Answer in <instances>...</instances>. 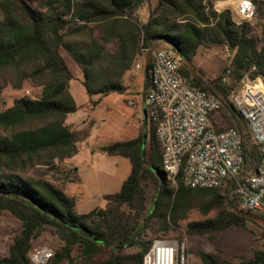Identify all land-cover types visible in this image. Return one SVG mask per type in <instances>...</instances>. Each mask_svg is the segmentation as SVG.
<instances>
[{
    "label": "trees",
    "instance_id": "trees-1",
    "mask_svg": "<svg viewBox=\"0 0 264 264\" xmlns=\"http://www.w3.org/2000/svg\"><path fill=\"white\" fill-rule=\"evenodd\" d=\"M216 1L0 0V88L7 82L21 90L30 82L40 89L0 111V212L21 223L0 264H30L33 241L46 229L59 242L49 264H142L153 242L172 234L179 242L187 236L213 240L253 220L264 232V212L242 209L231 179L218 188L192 189L179 179L174 185L163 172L157 122L148 119L144 104L149 73L142 93L144 130L107 146L109 155L128 159L131 170L119 192L103 196L104 208L78 213L76 197L65 188L26 172L78 152L80 132L66 122L79 109L69 90L74 76L61 50L80 70L95 109L104 96L126 92L124 77L142 53L165 48L179 59L187 81L218 99L220 107L211 115L213 123L216 115L222 119L216 129L237 132L244 157L239 178L254 174L263 156L229 97L244 74L264 77V0H252L260 37L250 23L234 22L228 9L217 13ZM144 5L148 14L141 17ZM201 49L228 54L213 78L196 64ZM193 211L203 219L186 222ZM194 254L201 264H264V250L236 263L217 253Z\"/></svg>",
    "mask_w": 264,
    "mask_h": 264
},
{
    "label": "built area",
    "instance_id": "built-area-1",
    "mask_svg": "<svg viewBox=\"0 0 264 264\" xmlns=\"http://www.w3.org/2000/svg\"><path fill=\"white\" fill-rule=\"evenodd\" d=\"M213 8L217 13L228 9L236 23L252 25L256 21L252 0H220ZM179 67V59L165 48L153 52L148 67L151 89L144 104L148 119L157 122L156 141L162 152L163 172L174 185L179 179L192 189L218 188L231 179L240 207L264 212V77L244 74L229 97L263 156L254 174L239 178L244 157L237 132L216 129L211 115L220 107L218 99L193 86L180 74ZM134 68L142 70L141 63L136 62ZM126 102L135 105L132 99ZM53 256V249L38 246L29 252L28 259L30 264H49ZM142 264L188 261L183 245L157 240Z\"/></svg>",
    "mask_w": 264,
    "mask_h": 264
},
{
    "label": "rangeland",
    "instance_id": "rangeland-1",
    "mask_svg": "<svg viewBox=\"0 0 264 264\" xmlns=\"http://www.w3.org/2000/svg\"><path fill=\"white\" fill-rule=\"evenodd\" d=\"M138 13L141 17H146L147 7L144 5ZM252 25L255 26V35L260 37V25L256 21ZM155 50L156 48L144 52L142 56L150 57ZM61 54L74 76L69 83V90L79 109L69 114L66 122L71 130L80 132L78 152L72 158L63 161L54 160L51 165L29 167L26 172L30 176L43 177L65 188L64 192L67 195L76 197V211L88 213L96 208H104L103 196L119 192L130 173L129 160L119 155H109L107 146L133 139L138 136L140 129L144 130L147 119L142 100L145 68L140 71L135 70L134 65L140 58L138 57L132 69L124 77L126 92L110 93L101 99L95 109H92L89 104L90 98L80 83V70L65 51L61 50ZM227 55L217 49H201L195 61L208 77L213 78L218 74ZM2 80L3 78H0V82ZM39 91L40 89L32 87L30 82H24L21 90L13 89L6 82L0 88V111L10 107L15 98L34 97ZM128 99L134 100L135 105L127 104ZM221 120L217 115L214 117L215 124L221 123ZM105 147L106 151L103 150ZM74 177L79 179L78 182L70 183V178ZM201 219L203 216L193 211L186 222ZM20 230L21 223L16 218L7 211L0 212V258L7 255L14 237ZM157 240L175 241L180 246L183 245L188 264H201L200 259L194 254L195 251L217 253L222 258L236 263L250 258L256 250H264L263 226L256 220L247 221L244 227L231 226L218 232L213 240L207 236H187L179 242L175 234L157 238L155 241ZM58 245V240L49 229L33 241L34 248L48 246L55 250Z\"/></svg>",
    "mask_w": 264,
    "mask_h": 264
},
{
    "label": "crops",
    "instance_id": "crops-1",
    "mask_svg": "<svg viewBox=\"0 0 264 264\" xmlns=\"http://www.w3.org/2000/svg\"><path fill=\"white\" fill-rule=\"evenodd\" d=\"M143 59H144V64H142V60H143ZM151 60H152V55H151L150 57H147V55H144V57L141 56V57L139 58L138 62L141 63L142 68H148L147 66L150 64Z\"/></svg>",
    "mask_w": 264,
    "mask_h": 264
},
{
    "label": "water",
    "instance_id": "water-1",
    "mask_svg": "<svg viewBox=\"0 0 264 264\" xmlns=\"http://www.w3.org/2000/svg\"><path fill=\"white\" fill-rule=\"evenodd\" d=\"M149 73V70L148 68H145V74H148ZM146 117V116H145ZM104 151H106V147L103 149Z\"/></svg>",
    "mask_w": 264,
    "mask_h": 264
}]
</instances>
